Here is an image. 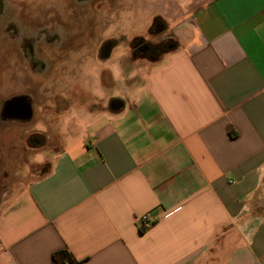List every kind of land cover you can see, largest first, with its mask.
Listing matches in <instances>:
<instances>
[{
    "label": "crops",
    "instance_id": "0c3cea01",
    "mask_svg": "<svg viewBox=\"0 0 264 264\" xmlns=\"http://www.w3.org/2000/svg\"><path fill=\"white\" fill-rule=\"evenodd\" d=\"M130 6L132 36L163 21V53L108 39L94 75L51 86L60 144L0 211V264H264V46L242 39L264 0Z\"/></svg>",
    "mask_w": 264,
    "mask_h": 264
},
{
    "label": "rangeland",
    "instance_id": "374dc122",
    "mask_svg": "<svg viewBox=\"0 0 264 264\" xmlns=\"http://www.w3.org/2000/svg\"><path fill=\"white\" fill-rule=\"evenodd\" d=\"M49 1L45 5L41 4L37 10L49 15ZM76 5L73 0L65 7L64 15L62 8L61 11L56 9V15L51 19L54 24L52 30L60 33L62 38L51 45H38L39 57L45 65L43 68L32 71L26 59L12 55L11 50L16 46L1 45L0 101L5 96L28 95L33 101L34 114L29 121H0V211L20 189L50 167L45 155L48 156L60 144L62 133L58 122L55 123L54 111H63L64 107L62 100L56 109L49 106V101L57 103L60 97L54 98L51 86L63 85L64 78H69L74 69H80V62L83 63L81 69L85 75H94L101 66L95 60V55L103 44L107 47L105 42L108 39H122L117 55L124 53L128 41L131 45L136 43L139 46L140 39L144 40V37L132 36L131 19L128 17L131 0H101L82 4L87 7L85 11ZM70 8L75 11L74 14L69 13ZM164 38L166 36L163 34H145V40L156 41L159 45L163 44ZM42 89L44 93L40 95L39 90ZM37 102L42 106L34 105ZM37 135L43 145L39 148L32 142V137Z\"/></svg>",
    "mask_w": 264,
    "mask_h": 264
},
{
    "label": "flooded vegetation",
    "instance_id": "af4514ba",
    "mask_svg": "<svg viewBox=\"0 0 264 264\" xmlns=\"http://www.w3.org/2000/svg\"><path fill=\"white\" fill-rule=\"evenodd\" d=\"M47 1L49 0H0V48L2 49L1 45L3 44L16 46V48L11 50V53H13L12 55H16V58L21 57L23 60L26 59L32 71H36L45 66L42 62L43 59L39 57L37 50L38 45L41 43H44V45H51L62 38L60 33L52 30L54 24L51 19L56 15L55 12H57L58 9L61 11L60 9L62 8L64 15L65 7L67 5L69 6L73 0L49 1V15H44L46 12H40L37 8L41 4L45 5ZM74 1L77 4L76 6H80V9L85 11L87 7L82 6V4L101 0ZM58 4L59 6L56 7ZM74 12L75 11H72L71 8L69 9L70 14H74ZM36 21L37 24H35ZM17 46L19 48H17ZM5 55L7 56L8 54ZM24 98H26L27 102L32 106V99L28 95L15 94L5 96L2 102L0 101V121L31 120L33 118V110L29 118L14 117L9 110V105H15L20 99Z\"/></svg>",
    "mask_w": 264,
    "mask_h": 264
},
{
    "label": "trees",
    "instance_id": "16d2710c",
    "mask_svg": "<svg viewBox=\"0 0 264 264\" xmlns=\"http://www.w3.org/2000/svg\"><path fill=\"white\" fill-rule=\"evenodd\" d=\"M164 30V23L161 19L156 18L153 21L152 27L150 29V33H158ZM139 41V40H138ZM140 44H142L136 51H134L135 56H141V57H148L150 59H155L163 53L164 46L165 45H158V44H152V43H146L144 40H141ZM133 47H136V43H133ZM53 260L55 264H65V263H71L75 264L78 263V261L75 259V257L67 250H63L61 252H57L53 256Z\"/></svg>",
    "mask_w": 264,
    "mask_h": 264
},
{
    "label": "water",
    "instance_id": "95a60500",
    "mask_svg": "<svg viewBox=\"0 0 264 264\" xmlns=\"http://www.w3.org/2000/svg\"><path fill=\"white\" fill-rule=\"evenodd\" d=\"M9 110L14 117L29 118L32 115V106L27 99H20L15 105H9Z\"/></svg>",
    "mask_w": 264,
    "mask_h": 264
},
{
    "label": "clouds",
    "instance_id": "9594fccd",
    "mask_svg": "<svg viewBox=\"0 0 264 264\" xmlns=\"http://www.w3.org/2000/svg\"><path fill=\"white\" fill-rule=\"evenodd\" d=\"M244 41L253 40L258 45L264 46V26L257 25L252 29L250 35L242 37ZM42 162V161H40Z\"/></svg>",
    "mask_w": 264,
    "mask_h": 264
},
{
    "label": "built area",
    "instance_id": "2783aa9c",
    "mask_svg": "<svg viewBox=\"0 0 264 264\" xmlns=\"http://www.w3.org/2000/svg\"><path fill=\"white\" fill-rule=\"evenodd\" d=\"M142 222H143V225H142V230H146L147 228H149L152 224V222L149 220L148 216H143L142 218Z\"/></svg>",
    "mask_w": 264,
    "mask_h": 264
}]
</instances>
